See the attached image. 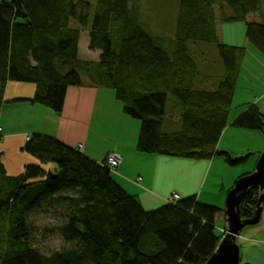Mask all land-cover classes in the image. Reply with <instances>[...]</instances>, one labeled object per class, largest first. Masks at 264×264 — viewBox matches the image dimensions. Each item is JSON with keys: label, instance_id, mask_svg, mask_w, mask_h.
I'll return each instance as SVG.
<instances>
[{"label": "trees", "instance_id": "trees-1", "mask_svg": "<svg viewBox=\"0 0 264 264\" xmlns=\"http://www.w3.org/2000/svg\"><path fill=\"white\" fill-rule=\"evenodd\" d=\"M130 1L0 3V114L9 83L33 85V98L23 102L56 116L69 88L109 90L123 115L140 122L138 153L195 162L221 158L232 167L246 162L217 148L246 54L219 42L217 24L245 23L247 42L264 57V0H179L169 40L152 36ZM251 15L259 21L248 22ZM82 31L89 49L99 52L94 64L79 61ZM189 45L215 46L223 74H202ZM207 79L210 89L202 86ZM243 111L233 126L264 135L259 110L245 105ZM165 125L176 130L165 132ZM22 152L56 171L27 166L9 177L0 162V264H205L223 236L224 222L216 223L224 211L195 196L146 211L113 181L104 161L38 135ZM257 200L256 190L246 195L242 220L252 218ZM42 214L57 220L53 229L37 226ZM40 231L57 236L62 248L43 253Z\"/></svg>", "mask_w": 264, "mask_h": 264}, {"label": "crops", "instance_id": "crops-1", "mask_svg": "<svg viewBox=\"0 0 264 264\" xmlns=\"http://www.w3.org/2000/svg\"><path fill=\"white\" fill-rule=\"evenodd\" d=\"M247 21L250 22L248 19ZM206 66L201 64L199 70L202 74L209 75L208 71L205 70ZM240 75L241 72L239 78ZM12 84L9 83L6 87L4 93L6 103L3 105L0 114L2 137L0 162L9 177L21 175L22 168L26 164L39 166L46 173L56 171L54 165H41L36 159L27 158V155L22 152L27 140L33 135L56 140L65 146L78 150L85 157L98 164L102 163L109 154L120 155L122 163L116 169L112 179L126 194L136 197L146 211L156 210L167 205L172 195H177L179 200L194 196L197 199L196 186L198 183L203 179L207 181L212 170L220 169L217 158L197 163L177 158L140 154L136 151V142H132L129 146L117 145L107 148L108 143L103 136L102 126L99 124L98 118L94 117L95 110L100 106L97 103L113 100L107 91L87 87L69 88L66 92L63 112L60 116H56L44 107L23 102L33 98L35 93L33 85L17 84L12 87ZM202 86L204 89H210L212 87L211 80H205ZM253 103L264 118V88ZM105 106L106 104L98 109L103 110ZM235 119L228 117L226 129L218 143L219 151L227 132L234 128ZM225 149L230 148L225 145ZM237 175V173L232 172L233 178L230 187L235 183ZM220 198V204H217L216 208L224 211L220 206L224 196ZM200 201L198 198V202L201 204L207 205L209 203L204 202V200ZM218 221L221 222V215ZM260 224L262 225L254 227L257 229L250 236L252 240L247 245L241 246L239 244L241 249L240 262L243 261L244 264H264V207Z\"/></svg>", "mask_w": 264, "mask_h": 264}, {"label": "rangeland", "instance_id": "rangeland-1", "mask_svg": "<svg viewBox=\"0 0 264 264\" xmlns=\"http://www.w3.org/2000/svg\"><path fill=\"white\" fill-rule=\"evenodd\" d=\"M10 0H0L2 2H9ZM90 4L95 5L96 0H87ZM137 1V2H136ZM136 2V3H134ZM132 9L138 10V17L140 22H142L144 27H147L148 32L155 37L172 39L174 37L176 18L178 12L179 0H131L130 1ZM250 22H258L257 15H251L247 18ZM245 23L239 24H217V31L219 42L222 45L228 47H242L245 48L246 54L241 66L243 70H240L241 75L239 81L237 82L236 89L234 92L231 110L229 118H234L239 116L241 112H244L245 104L253 105L254 99L259 97L262 89L264 88V57L261 56L252 46L247 42L245 38ZM197 47L198 51H192ZM190 54L195 53V57L198 56L200 64L207 65L205 70L212 77H220L223 74V68L218 56L217 48L215 46L209 45H189ZM205 50V51H204ZM99 52L91 51L88 47V32L82 31L79 40V54L78 58L81 63H91L94 64L98 61ZM84 79V77H82ZM85 81V79H84ZM17 84H12L15 87ZM23 85V84H22ZM107 91L113 98V100H105L104 102L97 103L101 108L106 104L103 110L98 108L94 112V117L98 118L99 124L102 126L101 130L103 136L107 140V148L113 146H129L132 142H136L140 130V122L138 120H133L127 118L122 113V105L115 100L112 91ZM113 103V104H112ZM123 115V116H122ZM168 115V112H167ZM123 117V118H122ZM124 119V120H123ZM172 121H176L175 116L172 117ZM179 128L178 124H175ZM166 125L164 126L165 132H171L176 130L175 128L169 130ZM29 140V139H28ZM1 141V140H0ZM225 145L230 149H225ZM25 146V145H24ZM136 148V147H135ZM224 148V149H223ZM232 150V152H231ZM249 150V151H248ZM220 151L228 152L233 154L235 158H243L252 152H263L264 151V135L257 131L243 130L237 128H231L222 142V147ZM250 156L246 162L237 165L229 166L221 158H217V163H219L220 169L212 170L207 177L208 180L203 179L196 186L197 197L200 198V202H209L208 206L216 207L220 204V197L224 196L221 203V208L224 209L225 198L228 193V188L230 187L232 181V172L237 173L235 181H237L240 176L245 173L252 172L258 159V154ZM27 155V154H26ZM31 156L27 155V158ZM201 162V161H198ZM197 162V163H198ZM30 166L26 164L22 169V174L25 168ZM16 172V171H15ZM14 172V173H15ZM19 173V174H21ZM54 173V172H53ZM115 175V171H112V177ZM19 176V175H18ZM217 177V178H216ZM195 182V181H194ZM225 190H224V189ZM197 198V200H198ZM205 204V203H203ZM206 205V204H205ZM220 218V216L218 217ZM224 222L223 216L221 215V222ZM221 222L216 223L217 227L222 226ZM52 215L42 214L37 217V226L47 228L46 230H51L54 228V224H57ZM262 225V224H258ZM257 228L249 227L245 228L241 233V239L238 240L241 246L247 245L252 238L250 237ZM224 234V230L222 231ZM38 247L45 253L49 254L51 252L58 251L62 248V242L60 239L53 235L52 233H41L38 236ZM241 264H244L243 261Z\"/></svg>", "mask_w": 264, "mask_h": 264}, {"label": "water", "instance_id": "water-1", "mask_svg": "<svg viewBox=\"0 0 264 264\" xmlns=\"http://www.w3.org/2000/svg\"><path fill=\"white\" fill-rule=\"evenodd\" d=\"M254 153L243 158H248ZM258 192V200L252 218L242 220L239 206L246 195L252 191ZM264 207V151L258 154V159L251 173L240 177L228 191L225 198L223 220L224 234L205 264H240L241 249L238 240L245 228L255 227L261 222Z\"/></svg>", "mask_w": 264, "mask_h": 264}, {"label": "built area", "instance_id": "built-area-1", "mask_svg": "<svg viewBox=\"0 0 264 264\" xmlns=\"http://www.w3.org/2000/svg\"><path fill=\"white\" fill-rule=\"evenodd\" d=\"M0 134H1V128H0ZM104 163L107 168H109L111 171H116V169L120 166L122 163V157L118 154L112 153L106 156ZM140 181V179H138ZM179 200L177 195H172L170 199V203H175Z\"/></svg>", "mask_w": 264, "mask_h": 264}]
</instances>
